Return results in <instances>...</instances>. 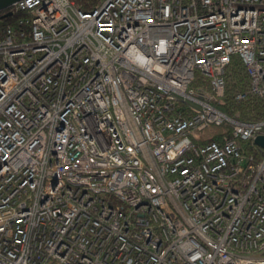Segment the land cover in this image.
I'll list each match as a JSON object with an SVG mask.
<instances>
[{"label": "built area", "instance_id": "1", "mask_svg": "<svg viewBox=\"0 0 264 264\" xmlns=\"http://www.w3.org/2000/svg\"><path fill=\"white\" fill-rule=\"evenodd\" d=\"M1 13L0 264H264V0Z\"/></svg>", "mask_w": 264, "mask_h": 264}, {"label": "trees", "instance_id": "2", "mask_svg": "<svg viewBox=\"0 0 264 264\" xmlns=\"http://www.w3.org/2000/svg\"><path fill=\"white\" fill-rule=\"evenodd\" d=\"M78 5L83 11H88L98 6L104 0H70ZM14 16H4V13H0V28L7 24H13ZM226 79V100L227 109H239L241 111V117L250 120H259L264 118V106L257 100H252L246 104H235L232 100V95L237 89L245 88L247 84V75L244 68L237 60L232 59V63L225 72Z\"/></svg>", "mask_w": 264, "mask_h": 264}, {"label": "water", "instance_id": "3", "mask_svg": "<svg viewBox=\"0 0 264 264\" xmlns=\"http://www.w3.org/2000/svg\"><path fill=\"white\" fill-rule=\"evenodd\" d=\"M18 0H0V13L8 9L14 2ZM10 14V13H8ZM5 16V15H4ZM254 144L264 148V136L260 135L254 139Z\"/></svg>", "mask_w": 264, "mask_h": 264}, {"label": "rangeland", "instance_id": "4", "mask_svg": "<svg viewBox=\"0 0 264 264\" xmlns=\"http://www.w3.org/2000/svg\"><path fill=\"white\" fill-rule=\"evenodd\" d=\"M222 130H223L222 127H209L205 130V133L208 135H210V134L215 135V134L221 133Z\"/></svg>", "mask_w": 264, "mask_h": 264}]
</instances>
